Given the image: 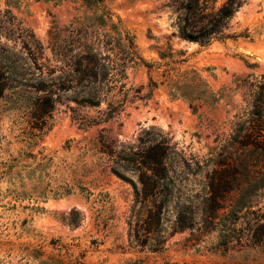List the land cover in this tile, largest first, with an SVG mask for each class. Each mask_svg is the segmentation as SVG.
Segmentation results:
<instances>
[{
    "label": "rangeland",
    "instance_id": "obj_1",
    "mask_svg": "<svg viewBox=\"0 0 264 264\" xmlns=\"http://www.w3.org/2000/svg\"><path fill=\"white\" fill-rule=\"evenodd\" d=\"M103 5L152 67H129L124 95L106 99L123 102L119 115L83 130L66 108L75 104L63 96L43 119L34 118L37 98L48 91L23 92L16 73L22 66L25 80L49 84L48 47L61 45L60 59L69 61L97 31L100 12L83 0H0V64L11 69L7 89L0 90V264H264V247L250 238L252 215L234 211L228 197L213 202L209 188L220 190L228 141L246 109V91L236 90L235 81L257 83L264 76V0H245L229 38L206 46L180 38L173 0ZM99 33L113 43L109 27ZM167 68L200 72L223 95L219 105L194 112L163 87L148 89ZM105 109L101 103L78 111L98 119ZM153 127L176 145V154L167 162L171 201L160 203L158 219L150 222L148 204L136 202L132 185L111 172L114 158L100 151V141L133 145ZM126 177L136 182L134 174Z\"/></svg>",
    "mask_w": 264,
    "mask_h": 264
},
{
    "label": "trees",
    "instance_id": "obj_2",
    "mask_svg": "<svg viewBox=\"0 0 264 264\" xmlns=\"http://www.w3.org/2000/svg\"><path fill=\"white\" fill-rule=\"evenodd\" d=\"M83 1L87 6L98 9L100 15L96 20L97 31L86 37L80 52L66 62L60 59L61 56L65 57L61 45L51 44L48 47L54 62L50 78L47 79L49 84H45L40 77L37 82L25 80L27 74L22 71V66L16 77L21 78L20 87L23 92L28 91L30 94L48 91L44 98H37L36 112L39 115H34V118L43 119L47 107L52 111L55 103L63 96L76 106H66L71 121L79 129L86 130L107 123L119 115L123 102L106 103V99L115 92L124 95L129 67L143 64L150 69L152 65L145 63L139 56L134 37L113 23L111 14L105 11L103 0ZM173 1L178 35L183 40L201 46L228 39L229 24L245 4V0H225L221 6L215 7L217 0ZM104 27L114 32L113 43L107 34L99 33ZM103 45L106 46V53L101 51ZM23 49L27 52L32 50L26 46ZM35 50L42 54L44 48L38 45ZM159 57L163 60L170 58V55L159 53ZM245 65L253 67L247 63ZM10 70V67L0 64L1 91L7 89ZM160 80V83H156L150 79L148 89L161 86L168 97L187 101L194 112L202 107H216L222 100L223 95L214 93L195 69L167 68L160 74ZM235 89H245L246 109L236 117L237 124L228 141V150L222 164L224 174L217 177L222 184L220 190L213 189L212 183H209V188L213 202L228 197L234 211L244 213L245 217L252 215V224L248 223L251 242L264 247V76L257 83L237 79ZM101 103L106 104V109L98 113V119H89L79 114V108H97ZM100 144V151L114 158L111 172L132 185L136 202L140 201L144 206L148 204L147 219L150 222L158 219L160 203L165 205L171 201L167 162L170 156L176 154V145L154 127L142 130L133 145L120 143L111 146L105 139H101ZM126 173L134 174L136 182L130 181ZM150 207L156 208L157 213Z\"/></svg>",
    "mask_w": 264,
    "mask_h": 264
}]
</instances>
